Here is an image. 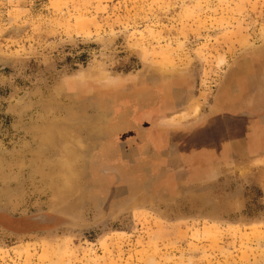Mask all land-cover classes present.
<instances>
[{"label":"rangeland","instance_id":"rangeland-1","mask_svg":"<svg viewBox=\"0 0 264 264\" xmlns=\"http://www.w3.org/2000/svg\"><path fill=\"white\" fill-rule=\"evenodd\" d=\"M262 131L264 0H0V264H264Z\"/></svg>","mask_w":264,"mask_h":264},{"label":"flooded vegetation","instance_id":"flooded-vegetation-1","mask_svg":"<svg viewBox=\"0 0 264 264\" xmlns=\"http://www.w3.org/2000/svg\"><path fill=\"white\" fill-rule=\"evenodd\" d=\"M211 117L212 116L209 115L207 118L210 119ZM243 117V115L232 117V115L226 114L224 115V121L218 122L213 120L210 123H205L204 120L203 122H200V128H198V130L193 133L192 137L189 138V144H199L200 146H204L201 149L216 152L218 154H224L232 149H237L239 152H243L246 149V144H248V142L245 143L246 140H248L245 135L246 126H242V124L238 125L236 122L242 120ZM230 122L232 125L235 123L233 127L228 125ZM230 128L232 129L229 131ZM241 144L246 146L239 147ZM42 217L43 216H39L36 219L39 220L38 224L43 226L48 221L44 220Z\"/></svg>","mask_w":264,"mask_h":264},{"label":"crops","instance_id":"crops-1","mask_svg":"<svg viewBox=\"0 0 264 264\" xmlns=\"http://www.w3.org/2000/svg\"><path fill=\"white\" fill-rule=\"evenodd\" d=\"M263 134V136H261ZM262 134L260 135V137H262V138H264V132L262 131ZM247 145V144H246ZM246 145H243V144H241V145H239V147H244V146H246Z\"/></svg>","mask_w":264,"mask_h":264}]
</instances>
